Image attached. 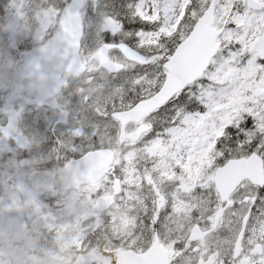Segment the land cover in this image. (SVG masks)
Returning a JSON list of instances; mask_svg holds the SVG:
<instances>
[{"label":"snow or ice","instance_id":"snow-or-ice-1","mask_svg":"<svg viewBox=\"0 0 264 264\" xmlns=\"http://www.w3.org/2000/svg\"><path fill=\"white\" fill-rule=\"evenodd\" d=\"M53 8L65 55L93 60L107 97L67 147L35 118L45 152L99 185L84 264H264V0ZM18 114L0 100V144Z\"/></svg>","mask_w":264,"mask_h":264},{"label":"flooded vegetation","instance_id":"flooded-vegetation-1","mask_svg":"<svg viewBox=\"0 0 264 264\" xmlns=\"http://www.w3.org/2000/svg\"><path fill=\"white\" fill-rule=\"evenodd\" d=\"M36 82L35 78L22 79L25 85L33 86L25 109H21L29 113L24 123L13 122L15 143L5 139L1 144L5 156L0 168L8 169L7 180L13 187L20 183L26 204V212L19 216L8 217L7 213V240L29 253V264H84L86 256L79 238L88 233L87 239L95 243L92 233L98 225L93 220L98 221L103 211L94 210L99 185L96 182L73 188L67 184L64 170L71 160L56 151L45 152L46 139L37 130L35 118H42L58 129L61 147L70 146L75 135L72 129L82 127L85 133L92 132L96 123L94 112L102 110L107 102L101 98L105 90L99 86L100 82L94 83V74L88 67L83 74L63 75L61 92L40 102L35 100ZM29 117L33 118L31 123ZM19 138L24 147L17 146ZM27 189L33 190L35 197H25ZM45 215L47 219L42 222ZM76 235L79 236L75 240ZM87 256L91 257L92 252Z\"/></svg>","mask_w":264,"mask_h":264},{"label":"rangeland","instance_id":"rangeland-1","mask_svg":"<svg viewBox=\"0 0 264 264\" xmlns=\"http://www.w3.org/2000/svg\"><path fill=\"white\" fill-rule=\"evenodd\" d=\"M3 3V7H0V100L11 101L16 107L25 109L33 92V86L30 88L29 83L26 85L22 83L19 66L27 52L45 43L57 32L59 21L56 19L53 8L57 0H4ZM22 13H28L30 18ZM32 22L36 25L33 29L29 25ZM18 25L22 26V30L17 32L20 36L15 38L12 33ZM21 44L26 45L22 53L18 51V45ZM86 63L90 73L94 74V83L98 84L99 81H96L98 73L94 68V61L89 58ZM19 86L21 88L18 89ZM101 98L107 101L105 91ZM21 112L22 115L18 114L16 120L24 123L25 115L29 112L24 110ZM5 123H7L6 120ZM4 152L0 144V162L4 161L2 158L5 156L2 155ZM8 176V169L0 168V256L5 253L6 248L7 213L9 217V214L19 216L22 211L26 212V204L19 189L20 183L17 187H13L7 180ZM46 219L47 215L43 217L42 222ZM75 220L78 222L79 217Z\"/></svg>","mask_w":264,"mask_h":264},{"label":"water","instance_id":"water-1","mask_svg":"<svg viewBox=\"0 0 264 264\" xmlns=\"http://www.w3.org/2000/svg\"><path fill=\"white\" fill-rule=\"evenodd\" d=\"M64 29L65 25L62 21L59 33L43 48L30 55L22 64L25 78L32 76L38 78L37 87L39 97L46 96L50 93L56 94L60 89V76L63 73L72 71L81 73L84 71L82 63L75 64L65 55V42L62 38ZM73 170L74 175L71 176V182H75L76 185L95 182L90 176L78 174L75 167ZM68 180H70L69 175ZM31 193L30 190L27 192V194Z\"/></svg>","mask_w":264,"mask_h":264},{"label":"clouds","instance_id":"clouds-1","mask_svg":"<svg viewBox=\"0 0 264 264\" xmlns=\"http://www.w3.org/2000/svg\"><path fill=\"white\" fill-rule=\"evenodd\" d=\"M0 264H29V253L16 246L12 240H7L5 253L0 256Z\"/></svg>","mask_w":264,"mask_h":264}]
</instances>
